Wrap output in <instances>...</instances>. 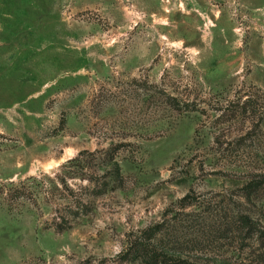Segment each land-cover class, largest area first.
Listing matches in <instances>:
<instances>
[{
	"label": "rangeland",
	"instance_id": "1",
	"mask_svg": "<svg viewBox=\"0 0 264 264\" xmlns=\"http://www.w3.org/2000/svg\"><path fill=\"white\" fill-rule=\"evenodd\" d=\"M116 143L122 188L69 180L91 207L71 229L55 230L66 200L7 201ZM256 175L264 0H0V264H129L128 239L156 224L174 257L256 264L235 229L239 212L264 227V191H241Z\"/></svg>",
	"mask_w": 264,
	"mask_h": 264
},
{
	"label": "trees",
	"instance_id": "2",
	"mask_svg": "<svg viewBox=\"0 0 264 264\" xmlns=\"http://www.w3.org/2000/svg\"><path fill=\"white\" fill-rule=\"evenodd\" d=\"M168 101L170 106H177L176 99L170 97ZM255 112L253 107L249 109L248 114L254 117ZM126 145L127 143H116L106 149L81 152L60 166L58 173L54 174L52 178L46 176L37 180L32 179L30 184L22 182L10 185L9 189L5 191V197L11 204L24 201L36 206L38 205L36 195L41 193L44 194L46 201L66 200L65 207L56 210L58 223L55 226L57 232H65L72 228L77 219L87 216L91 212L90 204L74 194L67 184L68 181L81 179L91 183L88 195L95 198L120 190L123 186V178L116 158L118 152ZM91 164L96 166L92 167ZM47 182L51 186L47 187ZM241 191L246 201L264 191V175L253 176L244 184ZM235 224L236 232L241 240L255 239L259 244L255 262L264 264V227L260 221L250 214L239 212L236 215ZM163 227L162 224L152 225L138 234L132 235L120 256L121 261L129 264H193L186 259L174 257L173 249H168L163 240L158 238ZM78 264H91V261L86 259Z\"/></svg>",
	"mask_w": 264,
	"mask_h": 264
}]
</instances>
